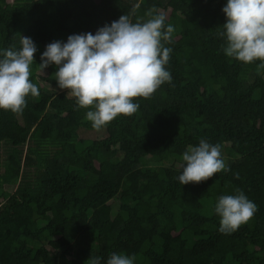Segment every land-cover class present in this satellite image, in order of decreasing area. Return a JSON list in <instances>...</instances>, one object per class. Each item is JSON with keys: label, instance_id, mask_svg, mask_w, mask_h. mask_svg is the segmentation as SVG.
<instances>
[{"label": "trees", "instance_id": "16d2710c", "mask_svg": "<svg viewBox=\"0 0 264 264\" xmlns=\"http://www.w3.org/2000/svg\"><path fill=\"white\" fill-rule=\"evenodd\" d=\"M227 0H0V59L21 36L38 51L40 95L20 114L0 109V264H86L112 253L134 264H264V70L223 52ZM164 14L174 28L171 82L136 98L100 140L57 71L42 72L46 45L128 15ZM52 90V91H50ZM201 139L222 146L230 169L181 185L182 155ZM242 191L257 206L239 230L219 231L215 205Z\"/></svg>", "mask_w": 264, "mask_h": 264}, {"label": "clouds", "instance_id": "9594fccd", "mask_svg": "<svg viewBox=\"0 0 264 264\" xmlns=\"http://www.w3.org/2000/svg\"><path fill=\"white\" fill-rule=\"evenodd\" d=\"M226 22L218 36L224 40V54L244 64H257L264 70V0H227L222 8ZM146 21L132 22L128 15L105 24L95 35L91 32L68 36L67 42L54 41L41 54L39 69L55 65L54 77L60 90L76 99L80 108L90 109L86 120L100 131L118 116H132L139 109L136 98H151L164 83L171 82L166 69L172 49L174 28L165 24L164 14ZM19 50H5L0 59V109L20 114L27 97H38L32 82L31 66L38 51L30 37L21 36ZM181 185L205 182L230 169L222 146L201 139L189 145L182 155ZM215 213L220 217L219 231L231 234L248 223L257 211L256 204L240 190L219 197ZM134 255L112 253L106 264H134ZM86 264H101L90 257Z\"/></svg>", "mask_w": 264, "mask_h": 264}, {"label": "rangeland", "instance_id": "374dc122", "mask_svg": "<svg viewBox=\"0 0 264 264\" xmlns=\"http://www.w3.org/2000/svg\"><path fill=\"white\" fill-rule=\"evenodd\" d=\"M54 92H59L61 91L59 88L57 89H52ZM50 90V91H52ZM105 136V130L102 129L100 131L97 130H88V129H80L78 131V137L83 140H100L104 138Z\"/></svg>", "mask_w": 264, "mask_h": 264}]
</instances>
